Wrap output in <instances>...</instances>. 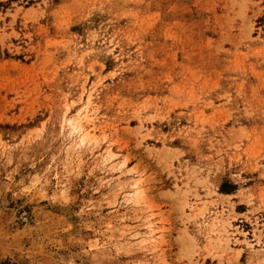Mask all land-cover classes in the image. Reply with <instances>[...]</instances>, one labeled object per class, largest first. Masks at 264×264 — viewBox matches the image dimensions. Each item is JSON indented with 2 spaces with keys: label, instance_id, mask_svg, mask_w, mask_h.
Masks as SVG:
<instances>
[{
  "label": "rangeland",
  "instance_id": "1",
  "mask_svg": "<svg viewBox=\"0 0 264 264\" xmlns=\"http://www.w3.org/2000/svg\"><path fill=\"white\" fill-rule=\"evenodd\" d=\"M0 264H264V0H0Z\"/></svg>",
  "mask_w": 264,
  "mask_h": 264
},
{
  "label": "bare ground",
  "instance_id": "2",
  "mask_svg": "<svg viewBox=\"0 0 264 264\" xmlns=\"http://www.w3.org/2000/svg\"><path fill=\"white\" fill-rule=\"evenodd\" d=\"M78 128H79V129H83L82 126H81L80 124H79Z\"/></svg>",
  "mask_w": 264,
  "mask_h": 264
}]
</instances>
